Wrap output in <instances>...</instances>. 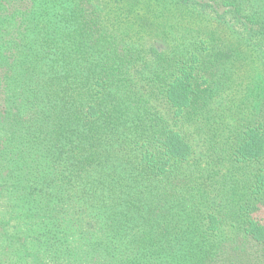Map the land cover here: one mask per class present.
I'll list each match as a JSON object with an SVG mask.
<instances>
[{"label":"trees","instance_id":"trees-1","mask_svg":"<svg viewBox=\"0 0 264 264\" xmlns=\"http://www.w3.org/2000/svg\"><path fill=\"white\" fill-rule=\"evenodd\" d=\"M0 264H264V0H0Z\"/></svg>","mask_w":264,"mask_h":264}]
</instances>
